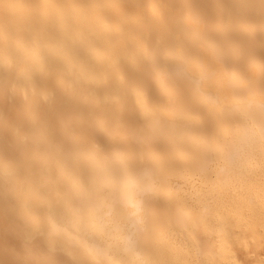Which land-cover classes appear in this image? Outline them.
I'll return each mask as SVG.
<instances>
[{"label": "bare ground", "instance_id": "obj_1", "mask_svg": "<svg viewBox=\"0 0 264 264\" xmlns=\"http://www.w3.org/2000/svg\"><path fill=\"white\" fill-rule=\"evenodd\" d=\"M0 264H264V0H0Z\"/></svg>", "mask_w": 264, "mask_h": 264}]
</instances>
